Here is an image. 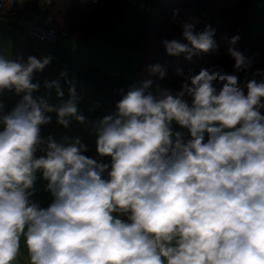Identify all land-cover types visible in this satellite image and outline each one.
Wrapping results in <instances>:
<instances>
[{
  "label": "clouds",
  "instance_id": "clouds-1",
  "mask_svg": "<svg viewBox=\"0 0 264 264\" xmlns=\"http://www.w3.org/2000/svg\"><path fill=\"white\" fill-rule=\"evenodd\" d=\"M198 23L182 21L187 43L164 40L166 53L191 60L215 51L216 29L197 31ZM239 39L228 40L235 73L252 63ZM52 59L0 55V96L22 95L7 114L0 100V264H18L22 238L28 264H264V80L241 83L214 66L187 76L178 92L157 85L153 94L147 79L89 122L67 72V100L58 80L44 84L58 105L34 97V74ZM147 72L166 75L159 63ZM48 113L64 128L88 123L111 164L84 155L79 138H43ZM38 171L54 197L47 208L30 200Z\"/></svg>",
  "mask_w": 264,
  "mask_h": 264
},
{
  "label": "crops",
  "instance_id": "crops-1",
  "mask_svg": "<svg viewBox=\"0 0 264 264\" xmlns=\"http://www.w3.org/2000/svg\"><path fill=\"white\" fill-rule=\"evenodd\" d=\"M47 0H16L23 15L33 21L43 22L41 19L42 6ZM120 15L114 17L109 26L83 36L66 34L56 43L32 38L20 27L14 19L4 17L0 19V55L8 59L22 56L26 62L29 56L41 59L52 56L54 59L43 71L34 74L33 83H39V90L34 97H43L49 104L58 105L60 99L56 90L46 89L45 81H59L63 99L67 100L68 85L60 78L61 72H67L69 80L75 79L79 96L78 109L86 120L97 121L105 115L116 111V103L127 93L132 85L139 86L142 81L152 79L149 91L155 94L157 85L161 89H171L162 79L150 77L147 66L153 64V55L158 46L155 22L148 5L144 0H124ZM44 23V22H43ZM47 24V23H45ZM248 32L251 51L249 59L252 61L250 69L239 77V82L255 78L258 82L264 80V75L253 76L257 70L264 73V0H251L248 12ZM245 94L247 90L245 88ZM22 99L12 91H5L0 100L4 103L3 112L7 114ZM189 99L190 98H186ZM264 115V109H261ZM52 117L49 124L41 126V136H52L57 142H64V138H79L86 145L83 154L97 160L99 163L111 164L110 157H101L97 153V136L88 123L81 124L73 120L68 128L56 122V114L48 113ZM175 131H182L185 138H190L186 129L173 123ZM2 130V126H0ZM207 139V137H206ZM43 153L37 152V157ZM110 170V169H109ZM34 194L30 200L41 208H47L54 200L47 190V181L42 173H36ZM107 171L104 178L107 179ZM118 218L127 221V217L119 214ZM18 264H28L27 250L21 240V256Z\"/></svg>",
  "mask_w": 264,
  "mask_h": 264
},
{
  "label": "trees",
  "instance_id": "trees-1",
  "mask_svg": "<svg viewBox=\"0 0 264 264\" xmlns=\"http://www.w3.org/2000/svg\"><path fill=\"white\" fill-rule=\"evenodd\" d=\"M124 0H48L41 10L44 23L54 25L66 33L83 36L110 25ZM152 12L157 33L158 46L153 55V64L159 63L166 70L162 79L171 89L178 92L185 78L198 74L202 68L214 66L229 74L241 77L247 71L235 73L234 59L228 54V40L233 36L240 39L235 47L249 58L251 51L248 32V12L251 0H144ZM175 14V15H174ZM199 20L196 30L205 25L216 29L214 40L217 49L209 53L193 55L191 60L170 56L163 45L164 40L182 37V21ZM178 70L182 74H178Z\"/></svg>",
  "mask_w": 264,
  "mask_h": 264
},
{
  "label": "built area",
  "instance_id": "built-area-1",
  "mask_svg": "<svg viewBox=\"0 0 264 264\" xmlns=\"http://www.w3.org/2000/svg\"><path fill=\"white\" fill-rule=\"evenodd\" d=\"M4 17L14 19L27 34L35 39L56 43L61 36L67 34L54 25L36 22L25 17L16 0H0V19Z\"/></svg>",
  "mask_w": 264,
  "mask_h": 264
},
{
  "label": "rangeland",
  "instance_id": "rangeland-1",
  "mask_svg": "<svg viewBox=\"0 0 264 264\" xmlns=\"http://www.w3.org/2000/svg\"><path fill=\"white\" fill-rule=\"evenodd\" d=\"M225 1L230 2L231 0H225ZM121 6H122V5H121ZM120 9H121V7H120ZM120 9H119V11L116 13V16H117V17L120 15V11H121ZM116 16H115V17H116Z\"/></svg>",
  "mask_w": 264,
  "mask_h": 264
}]
</instances>
